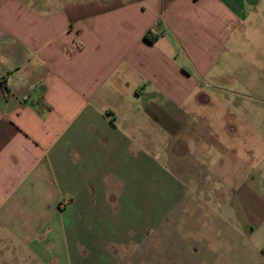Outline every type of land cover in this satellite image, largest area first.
Returning a JSON list of instances; mask_svg holds the SVG:
<instances>
[{"label":"crops","instance_id":"1","mask_svg":"<svg viewBox=\"0 0 264 264\" xmlns=\"http://www.w3.org/2000/svg\"><path fill=\"white\" fill-rule=\"evenodd\" d=\"M261 12L264 0H0V264H264V158L255 182H234L216 129L234 124V140L264 125L263 66H227ZM189 103L209 105L214 180L237 207L223 255L218 202L207 239L196 214L160 244L146 216L116 208L135 198L153 125Z\"/></svg>","mask_w":264,"mask_h":264},{"label":"rangeland","instance_id":"2","mask_svg":"<svg viewBox=\"0 0 264 264\" xmlns=\"http://www.w3.org/2000/svg\"><path fill=\"white\" fill-rule=\"evenodd\" d=\"M231 50L232 60H229L227 65L231 70L243 71L248 69L251 63H258L264 68V12L258 14L256 21H250L238 41L231 45ZM248 111L252 115L251 120L255 122L256 113L253 114L251 108ZM169 116L170 121L167 128L166 125L154 124L150 140L146 141L147 151L141 156L147 159V170L144 164L137 163L136 165L135 198L129 204H116V208L119 207L120 213L136 217L146 216L147 220L140 222L147 223V228L153 230L154 243L160 244L161 233L164 230L180 229L183 227L182 223L185 224L188 218H193L196 214H199L198 217L201 218L200 221L197 220L201 234H207L209 213H211L209 208L216 206L214 202H218L217 211L229 216L226 217L227 219L224 216L215 219L214 231L218 230L216 245L219 246L221 255H223V240L225 241L228 237L222 235V230L233 227L236 223L234 221L232 225H229L228 222L232 220L230 216L233 213L229 214L225 211L237 207L233 204L230 209L229 202L224 205L225 191L229 189L226 190L224 186L220 187L221 183H215L214 180L216 166L212 165L213 153L211 154L210 150L212 144L210 134L214 123L210 124L209 105L189 103L171 111ZM258 118L262 119L261 115ZM211 122H213L212 119ZM233 125L217 119L216 129L221 137V146L218 149L222 153H228L230 143L234 144L236 151L231 156L234 158L231 169L235 173L232 180L236 182L241 175L249 174L248 183L255 182L257 165L262 164L264 158V140L257 138V133L264 134V125L249 123L241 130L238 129V134L242 132V135L234 140L229 135ZM157 128L160 129L157 130ZM223 158V156L218 158L220 165L224 164ZM220 165L217 166L219 169L217 173L222 174L220 179L223 180L225 169ZM122 222L127 223L125 219H122ZM201 237L207 239V236ZM208 253L209 249L203 254L205 261H208Z\"/></svg>","mask_w":264,"mask_h":264},{"label":"trees","instance_id":"3","mask_svg":"<svg viewBox=\"0 0 264 264\" xmlns=\"http://www.w3.org/2000/svg\"><path fill=\"white\" fill-rule=\"evenodd\" d=\"M143 39H144L145 41H147V42H151V40H152V36L149 34V32H145V33L143 34Z\"/></svg>","mask_w":264,"mask_h":264},{"label":"built area","instance_id":"4","mask_svg":"<svg viewBox=\"0 0 264 264\" xmlns=\"http://www.w3.org/2000/svg\"><path fill=\"white\" fill-rule=\"evenodd\" d=\"M5 80H8V76L6 74H1L0 73V82H3Z\"/></svg>","mask_w":264,"mask_h":264}]
</instances>
